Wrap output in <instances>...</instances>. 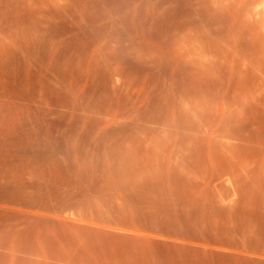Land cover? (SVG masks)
Wrapping results in <instances>:
<instances>
[{
	"label": "rangeland",
	"instance_id": "1",
	"mask_svg": "<svg viewBox=\"0 0 264 264\" xmlns=\"http://www.w3.org/2000/svg\"><path fill=\"white\" fill-rule=\"evenodd\" d=\"M255 1L0 0V264H264Z\"/></svg>",
	"mask_w": 264,
	"mask_h": 264
},
{
	"label": "bare ground",
	"instance_id": "2",
	"mask_svg": "<svg viewBox=\"0 0 264 264\" xmlns=\"http://www.w3.org/2000/svg\"><path fill=\"white\" fill-rule=\"evenodd\" d=\"M254 1H255V0H254ZM257 1H258V0H257ZM255 2H256V1H255ZM250 3H251V2H250ZM250 5H251V4H250ZM250 5H249V6H250ZM260 5H261V4H260ZM254 6H255V4L253 3V4L251 5V7H254ZM262 6H264V5H262ZM258 8H259V9H257V10H255L256 8H251L250 11L254 9V10L252 11L253 14H254V12L257 13V14H260V15H262V16H260V18H261V17L263 18V17H264V7H258ZM250 14H251V13H250ZM258 16H259V15H258ZM262 18H261L260 20H261V21L263 20V22H264V19H262ZM258 20H259V19H258ZM260 20H259V22H260ZM260 24H261V22H260ZM262 26H264L263 23H262ZM263 79H264V78H263ZM262 81H264V80H262ZM262 83H263V82L258 83V86L261 85ZM256 88H257V86H256ZM258 88H259V87H258ZM263 88H264V87H263ZM263 88H261L260 91H261ZM255 90H258V89H255ZM255 90H254L253 93H255V94L257 95V93H256ZM263 91H264V90H263ZM258 93H259V91H258ZM260 93H261V92H260ZM260 93H259V94H260ZM255 94H254V96H256ZM259 94H258V95H259ZM252 96H253V95H252ZM247 97H250V99H251V98H254V97H251V96H247ZM256 97H257V96H256ZM256 97L254 98V100H252V99H251V100H252V102H253V101H255V99H257L256 101H257V104H258L261 100H260L259 97H257V98H256ZM261 98H264V97H261ZM250 99H248V100H250ZM258 99H259L260 101H259ZM251 100H250V101H251ZM256 101H255V104H256ZM258 101H259V102H258ZM262 102H264V100L261 101V103H262ZM245 103H246V105H247V103H248V105L251 106V107L254 105L253 103H252V105H251L250 102H248V101H245ZM245 103H243V104H245ZM262 104H264V103H262ZM254 107H255V106H254ZM256 107H257V106H256ZM263 108H264V107H263ZM252 110H254L253 107H252ZM252 110H251V112H253ZM255 110H258V108H255ZM255 110H254V111H255ZM259 110H260V109H259ZM263 112H264V111H263Z\"/></svg>",
	"mask_w": 264,
	"mask_h": 264
}]
</instances>
